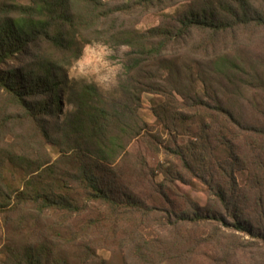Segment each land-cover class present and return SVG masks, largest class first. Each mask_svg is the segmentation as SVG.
Segmentation results:
<instances>
[{
	"label": "trees",
	"instance_id": "obj_1",
	"mask_svg": "<svg viewBox=\"0 0 264 264\" xmlns=\"http://www.w3.org/2000/svg\"><path fill=\"white\" fill-rule=\"evenodd\" d=\"M153 13L159 18L151 28L127 24L134 14ZM92 34L134 53L128 121L91 85L81 88L72 118L60 121L52 63L70 55L75 35L89 43ZM256 37L264 42V0H0L2 231L21 233L38 222L34 233L43 242L8 248V262L71 264L54 257V240L65 252L108 221L115 229L136 214L152 219L157 200L166 206L157 226L171 232L169 242L159 249L144 227L125 226L132 239L141 238L134 252L145 264H188L182 247L195 239L185 232L197 226L247 236L264 254V97L250 99L248 116L238 106L245 91L264 93V57L253 60L239 47ZM143 93L166 99L152 110L166 143L138 117ZM140 142L174 157L181 171L159 168L156 183L143 155L130 152ZM48 145L58 150L56 159ZM237 174H245L243 185ZM184 175L205 188L209 206L178 192L177 183H190ZM83 215L89 223L77 227L73 221ZM161 252L166 257L157 261Z\"/></svg>",
	"mask_w": 264,
	"mask_h": 264
},
{
	"label": "rangeland",
	"instance_id": "obj_2",
	"mask_svg": "<svg viewBox=\"0 0 264 264\" xmlns=\"http://www.w3.org/2000/svg\"><path fill=\"white\" fill-rule=\"evenodd\" d=\"M180 7L181 5L179 4L168 12L172 13ZM158 18V15L155 13L144 16H137L134 14L131 19L132 21L129 20L127 22L126 20L124 22L132 24L133 21L136 20L138 22L137 27L144 30L157 25ZM94 41H103L109 44L114 49V56L112 59L120 60L124 64V71L122 73V78H119L118 86L112 88L110 91H104L95 84H89L82 80H74L68 74V68L71 66L74 59L80 54L84 45L90 44ZM239 47L241 51L246 55H249L253 60H258L259 58L264 57V42H261L259 37H256L250 42L243 40ZM248 47H250V49ZM71 49L73 51L70 52V55H68L66 59L59 57L52 63L54 66V80L58 86L57 93L61 99L62 116L60 121L65 122L72 118L77 110V96L81 88L86 85L94 86L101 98L128 121L130 117L129 110L130 108H133L129 95L131 77L128 73V67L134 54L132 49L125 45H118L106 38H99L97 34H92V39H90L89 43H85L78 35H75L71 40ZM259 64L264 66V58ZM198 90L199 92L203 91L200 86L198 87ZM256 92L257 94H254V91H245V97L238 103L239 109L243 115L245 114L248 116L251 114L250 99L252 100V97L257 100H261V98L264 97V93L259 91ZM165 101L166 99H164V97L143 93L140 106L137 108L138 117L151 128L149 133L155 136L158 133L164 143L168 141V136L161 130L152 110L154 106L164 103ZM15 133L19 132L16 131ZM182 141H184L183 138L178 139L179 143ZM143 142H146V137H144ZM47 150L53 159L58 157V150L52 145H48ZM130 152L132 154L140 153L143 155L148 163V167H150L155 173L154 181L156 183H161L163 179L159 168H170V166H175L177 170L181 171L179 168V162L174 157L168 155L162 150L158 153L150 151L145 143L142 144L140 142L138 144H133ZM184 176L190 183L185 185L177 183L176 187L178 192L187 198H190L201 208L209 206V197L205 192V188L196 180L189 179L187 175ZM236 178L239 185H243L245 174H237ZM142 192L144 194L147 192L148 195L149 189L144 186ZM153 194L156 196L155 193ZM153 198L155 199L156 197ZM159 202V200L153 202L155 207L160 209V212H153L152 219H142L141 215L136 214L135 220L126 218L123 222H119L117 225L118 227L115 229L113 228V220L110 222V226L108 221L104 225L101 224L97 228H92L83 232L84 235L82 238L78 239L77 246L71 248L70 246H67L65 252L64 248L62 249L60 247L62 244L59 241L54 240L51 245L54 249V257H59L60 255L67 256L71 264H145L144 260L136 256L134 252L136 245L135 242H138L141 238L132 239V237L129 236V230L125 226L136 224L137 226L144 227V236L147 239L153 240L157 248L160 249L161 246L165 245L162 242H169L171 232L168 230L162 232L157 226L159 220H156V218H164L165 212H162L161 210L166 209V206L160 207L162 205H159ZM175 202L179 203L178 200H175ZM88 217L89 216L87 215H83L81 218L73 221V223L77 227L85 226L89 223ZM37 225L38 222H29L25 224L24 227H21V233H19L20 229L15 231L13 228L11 231L5 229L4 233L2 228H5V225L0 216V264H10L8 262L9 258H6L8 248L22 249L27 240L34 243H43L34 233L38 228ZM182 228L183 230H186L187 227L182 226ZM216 231L219 232L215 226H197L195 229L190 228L185 232L188 237L195 239L194 246L191 247L186 244L182 247L185 251L183 254L187 256L188 264H217L224 260L229 261L230 264L264 263V254H261L257 250V247L254 248V245L250 244L251 241L247 236L238 233L234 235L232 232L224 229L215 235ZM163 257H166V255L161 252L159 257H156V260L160 261Z\"/></svg>",
	"mask_w": 264,
	"mask_h": 264
},
{
	"label": "clouds",
	"instance_id": "obj_3",
	"mask_svg": "<svg viewBox=\"0 0 264 264\" xmlns=\"http://www.w3.org/2000/svg\"><path fill=\"white\" fill-rule=\"evenodd\" d=\"M113 56L114 49L103 41L85 44L68 68V74L74 80H82L110 91L118 86L124 71L123 62L112 59Z\"/></svg>",
	"mask_w": 264,
	"mask_h": 264
}]
</instances>
